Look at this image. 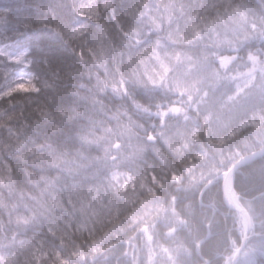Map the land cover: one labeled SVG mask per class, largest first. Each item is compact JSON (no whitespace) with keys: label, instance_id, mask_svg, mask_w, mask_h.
<instances>
[{"label":"clouds","instance_id":"clouds-1","mask_svg":"<svg viewBox=\"0 0 264 264\" xmlns=\"http://www.w3.org/2000/svg\"><path fill=\"white\" fill-rule=\"evenodd\" d=\"M148 7L141 5L130 11L119 0H4L0 4V65L4 66L0 128L7 134V140L0 141V151L7 156L4 168L9 185L16 183L11 176V162L15 161L23 170L25 183L35 190L19 193L20 199L27 201L24 208L28 215L24 218L28 223H43L59 208L64 187H67L59 184L66 169L56 161L87 159L98 166L103 179L111 183L117 178L115 169L127 138L123 130L140 138L136 129L142 126L129 112L142 117L148 114L157 94L167 95L176 90L169 83L171 66L165 68L163 62L153 56L159 39L146 46H141V40L131 43L135 36L143 34L142 26L148 24L144 19ZM223 15L246 39L256 34L264 36V0L243 7L233 4ZM148 30H152V25H148ZM114 32L119 34L117 38L113 37ZM115 39H119V45L115 44ZM247 61L253 69L259 65L264 75V54L249 48ZM21 82H30L27 90L19 89ZM249 85L246 81L245 86ZM58 94H62L63 103H58ZM252 95L249 87L245 97ZM96 96L110 97L117 110L124 107L125 119L115 124L97 121L94 113L96 103L101 101L93 103L91 108L85 106L89 97ZM34 97L41 99L33 112L47 131L42 143L33 139L30 141L33 147L27 148L29 138L24 129L17 131L14 127L19 119L15 108L26 100L31 102ZM137 97H144L149 103L144 104ZM127 101H131L130 107ZM248 116V113L242 114L224 130L221 143L227 140L233 143L227 158L221 155L215 171L207 168L199 176L174 175L173 180L184 181L191 189L193 206L196 203L204 206L197 194L211 196L214 191L223 192L220 202L232 215L234 230L245 238L250 264H264V89L256 96L250 110L251 119L255 121L259 116V123L245 130ZM154 139L151 134L147 136V140ZM37 169L41 173L47 170L49 175L37 176ZM69 175L73 181L71 187L76 190V174L70 172ZM12 207L19 206L14 203ZM20 222L18 218L17 223ZM211 237L209 231L194 249L187 250L189 256H201V245ZM0 264H18L16 253L0 252ZM180 264L201 262L189 259ZM202 264H214V261L205 258Z\"/></svg>","mask_w":264,"mask_h":264},{"label":"trees","instance_id":"trees-1","mask_svg":"<svg viewBox=\"0 0 264 264\" xmlns=\"http://www.w3.org/2000/svg\"><path fill=\"white\" fill-rule=\"evenodd\" d=\"M122 1L123 2L121 5H123L125 8L130 11L135 10V8H133L134 6H132L134 0ZM195 1H197L200 6L197 8V10H200L199 20L205 26L201 29L195 30V32L191 35V39H196L195 42L197 43V41H200L202 37L205 38L204 40L200 41L199 46L204 45L209 41V45L216 48L219 55L227 56V52H230L231 50H236L237 53H239L238 58L235 60L239 64L237 69H235L236 67L234 68L233 66H229L225 68V72H222L219 75L220 78H222V81L228 85L230 90L236 94L237 97H239L238 99H235V101H239V103H241L237 106L233 105V108H239L244 104L245 107H248L249 110H251L255 103V98L259 92L255 91L254 93V91H252L253 95L246 98L245 93L248 92V87L245 86L241 89H236L235 87L238 86L237 82L239 79V82H245L246 75L249 80L258 82L264 81V77H257L246 70L245 66L241 63L242 55L240 54V51L244 48L247 50L249 48L253 50L257 48L263 52L262 49H264V46L260 47L258 44L251 45L252 40L259 34H256L251 39H246L243 33L235 31V25L227 22L223 14L225 9L233 4L246 6L249 4H255L256 0H251L248 3H246L245 0ZM171 2L178 3L176 6L186 10V13L188 14L186 19L188 21H192L193 18H197V13L190 10L188 1L171 0ZM169 14H171L168 15L169 17L175 16L174 11L169 12ZM121 22L125 23L123 20ZM249 31H251V29H249ZM118 36V33H113L114 38H117ZM212 40L217 41L216 44L218 45L212 44ZM115 44L119 45V39H115ZM194 48L196 47L194 46ZM200 48L202 49L200 50V54L206 51L204 47ZM175 51L177 54L174 55L173 60L177 62L175 65L181 68L184 62L179 55L180 50L175 48ZM213 54L216 55V52ZM244 56L247 60V55ZM200 59L201 62L197 64V69L201 74L205 76L209 75L211 84L217 83L213 81L214 77L211 75L216 67L215 63H213V61H207V55L206 57ZM111 63V59H109V66H111ZM164 66L169 67L167 60ZM100 73H104L103 70H101ZM203 75L200 76V74H198L197 79L200 78L202 80V77L204 78ZM192 77L193 76H189L187 79L191 81ZM218 88L213 90L210 100H213L217 104L222 102L228 103L226 104L227 106H225L223 112V116H226V120L224 119L220 126L215 125L220 134L224 137V130L226 128L222 129V127L230 125L228 122L229 119H233L232 115L236 119V116L232 108L227 110L228 108L232 107V105L229 104L226 95L217 90ZM137 98L140 99L144 104L149 103V101H147L144 97ZM40 99L41 98L34 97L31 102L26 100L23 105H18L15 108V112L17 113L19 119L15 122L14 127L17 131H19L21 128L24 129V133L29 138L27 148L33 147L30 142L33 139L38 143H42V137L47 131L42 121L38 123L39 117H37L33 112V108L37 103H39ZM89 99H91V97H89ZM57 100L58 103L64 102L62 94L57 95ZM96 101H98V98L90 101L89 104H85V106L91 108L92 104ZM151 103L152 107L149 109L148 114L142 117H138L135 112H129V115L132 116L133 120L142 126L136 129V132L139 133L140 138L138 139L135 133L128 132L127 129L123 130L127 138L124 141L123 151L118 157V166L121 167V171L115 169L117 176L131 179L135 178L141 180V183L144 182V187L142 189L143 192L141 193L136 194V192L132 193L129 191L122 193L119 191V194H116L118 191H115L114 194H116L118 197L114 200H107L105 192L100 193L97 195V197L93 198L92 196H88L89 191L93 190L90 182L85 180L86 177H84V175L78 173L76 175L75 181L78 187L76 190H73L72 188L69 191L64 188L62 198L59 202V208L48 218V220L44 221L43 223H27V225H22L23 230H15L14 228L20 226V223H17V219L19 218L22 224L23 218L28 215L24 208V204L27 201H22L20 199L19 193L21 190H23L25 193L34 192L35 190L27 188L28 185L25 183L23 170L16 166L15 161L11 162V176L16 183L15 186L9 185L8 172L4 168V160L7 159V156L5 153L0 151V224L2 223V226H0V252H15L18 264H148L145 254L142 251L134 248L137 247L139 239L137 237L140 231L138 230V226H140L139 215L153 216L154 210H149L150 207L148 201L154 203L155 200H150L152 197H154L157 199V203L163 204L162 202L167 200L164 198V195H173L172 199L176 200V205L178 206L177 213L183 218V221L186 224V229L190 230V234H193L194 238H196L193 240L180 239V244L182 246L196 244L200 239H202L200 232H202V235L207 232V226L209 231L214 233L216 236L215 239L217 240V243L215 245L211 244L214 248L217 246V244L219 246L221 243L226 246L230 240L237 241L236 233L238 234V231L234 230L235 225L232 219L227 216V212L225 211L223 204L220 202V193H216L214 191L211 196L205 193V195L201 197V200L204 202L202 212H195L193 210L194 206L191 203V192L188 189L174 188L173 190L172 188V190H170L171 188L167 182L171 179L169 177L172 175L181 176L183 174H186L187 176L193 174L196 175L198 170L200 171L203 169L201 164L196 165L195 162H190L188 159L175 158L172 151H170L172 148H170L167 144L160 147V149L157 150V154H153V156H151L148 161L144 153L140 150L141 147L145 149V147L148 146L149 143L147 142V135L152 132L151 127L156 125V123L150 118L151 114H161L163 115V119L167 117L165 114L166 111L164 105L158 102L157 99L152 100ZM127 104L130 107L131 101H127ZM157 104L161 105V107L157 108ZM100 105L105 108V111H101L98 108ZM124 111V107H121L119 110H117L114 107H106V105L102 103H96V111L94 116L97 121L103 120L106 123L111 122L112 124H115L117 120L125 119ZM184 113L187 114V112ZM175 114H178V112ZM2 119L3 116L0 114V120ZM256 120L254 123H256ZM29 127H31L30 131L34 132L33 134L26 133ZM156 128H158V126ZM38 130L41 133H39ZM172 135L173 134L164 135L165 137L163 140L170 141V139L173 138ZM22 139H24L23 136ZM5 140H7V134L4 129L0 128V141ZM221 141H219L217 147H215L209 153L212 154L213 151H215L213 156L210 158L211 161L219 159L221 155L225 156L226 154V156H228L233 140H227L223 143H221ZM0 148H2V145H0ZM27 148L24 149L25 152H27ZM139 156H145V159H142L143 161H141ZM85 160L90 165V174L97 173V171L100 170L96 168L97 166L92 165L87 159ZM68 161L61 159L56 162L60 163L61 166L65 168L66 162ZM167 165L171 168L166 167ZM28 168L30 171H33L31 165H28ZM167 168L169 170L168 172L160 173L161 170H167ZM35 174L37 176L41 174L49 175V172L46 170L44 173H41L40 170L37 169L35 170ZM51 175L54 176L55 172H51ZM68 176H70L69 172ZM97 176L100 177L101 174L97 173ZM103 188H106V185H103ZM159 190L162 191L161 195L158 194ZM145 191H148L149 193ZM76 193H78V198H74L73 194ZM183 198H188V201H183ZM70 199L71 203H69ZM14 203L19 207L13 209L12 205ZM130 203H133L134 205H130ZM195 206H200V204L196 203ZM71 207L77 208L79 212L73 210ZM170 207L171 205L167 204L165 210ZM161 209L163 208L159 207L158 210L161 212ZM180 211H182L187 217H185ZM212 213H214L213 216ZM13 214L16 216H13ZM158 217H161L159 212ZM5 223L8 224L9 227H6L7 225ZM145 224L152 226V220L149 218ZM50 228L52 230L51 232L49 231ZM159 231L160 229L154 231V238L160 237ZM53 232L55 235L52 234ZM15 233H21L23 236H14ZM83 234H85L84 236H90V241L86 238L84 243L80 240H78L79 242H74V239H76V237H74L75 235L80 236ZM95 235L97 237L94 238ZM128 238L131 242V245L133 246L132 248H128V253H125L126 250H124L117 251L115 253L112 252L111 254L107 255H100L101 247H103L102 250L104 251L108 249L111 242L116 240L123 242ZM169 242L172 243V239H170ZM157 244H162V241H157ZM204 245H206V243H204ZM90 246L95 247L97 254L91 252L92 247ZM195 247L196 246H189V248H186V250L194 249ZM211 248L212 247H209V249ZM73 252H75V254L71 255ZM226 254H228V252H226L224 255ZM131 256L134 258L138 256L139 260L134 262L135 260L132 261ZM223 259L224 258H221L218 261L216 260V262L222 264ZM187 260H189V258L185 259V261Z\"/></svg>","mask_w":264,"mask_h":264},{"label":"bare ground","instance_id":"bare-ground-1","mask_svg":"<svg viewBox=\"0 0 264 264\" xmlns=\"http://www.w3.org/2000/svg\"><path fill=\"white\" fill-rule=\"evenodd\" d=\"M189 3L190 10L192 12L197 13V18H193L192 21H188L186 19V16L188 14L186 13V10L176 6L178 3H173L171 0H134V3L132 6L135 8V10L139 9L141 5H148L147 15L144 17L148 21L147 25H143V34L141 36H135L131 43L136 44L137 40L142 41L141 46H146L151 44L152 42L156 41L159 39L160 43L159 46L156 48L155 53L153 56L158 57L165 65L166 60L168 62V65L171 66V71L169 75L172 77V80L169 81L170 84L173 85L174 90L173 92L168 93L167 95H161L157 94L156 98L158 102H160L162 105L165 106V111L166 115L172 117L174 120L173 122L180 126V131H173V135L170 139V141H164L159 138H155L154 140H147L148 141V146L144 148H140V150L144 153L146 156L147 161L153 156V154H157V150L160 149V147L165 146L168 142H171L172 147H173V156L177 159H188L190 162H195V164H201L203 166L202 170H198L195 176H199L202 171L206 170L207 168H212L214 171L216 170V165L219 164L220 162V157L219 159L215 161H211V157L215 153L213 151L212 154H209L215 147H217V144L219 141L222 140L223 135L220 134L218 129L212 125L211 123H202L199 118H196L194 115H192L190 118H187L185 116V107H190L191 110H198L200 108L208 107V108H219L218 104L205 96L203 97L204 92H209L212 93L214 89L218 88L220 92L224 93L227 97V100H234L238 99L236 94H234L228 85L222 81V78H220V73L225 72V67L221 66L222 64V59L223 55L219 56H213L214 59L213 63H215V69L213 70V73L211 74L212 77H214L213 81L217 83H212L211 84V79L209 80V75L204 76V79L201 80L200 78L197 79V86L194 87L195 91L193 92L192 96H188L185 94L184 86L187 83H190L187 79L189 76H194L195 74H200V71L197 69V64L201 62L200 58H204L218 50L214 48L213 46L209 45V41L206 42L204 45H200V41L204 40L205 38H201V40L195 42L196 39H191L192 33L195 32L197 29L203 28L205 25L199 20V11L197 8H199V4L195 0H186ZM246 3L250 2L251 0H245ZM123 1L119 0V3L121 4ZM4 0H0V4H3ZM240 5V4H239ZM242 6V5H241ZM243 7V6H242ZM174 11L175 16L169 17L168 15L169 12ZM150 18V19H149ZM148 25H152V30H148ZM159 25L157 28L156 26ZM209 37V36H208ZM155 39V40H154ZM217 41L212 40V44H216ZM183 44V45H181ZM175 47H174V46ZM181 45V46H180ZM218 45V44H216ZM194 46L196 48H194ZM200 47H204L206 49L205 52H202L200 54V50H202ZM175 48L177 50H180V57L183 59V66L180 68L179 66H176L177 64L176 61L173 60L174 55L177 54L175 51ZM246 48L242 49L240 51V54L242 55L241 58V63L245 66L246 70H248L250 73L256 75L257 77L263 78L264 75H262V69L259 65L256 66L255 69L252 68V65L250 62H248L245 59L244 55L246 54V51H248ZM258 50L255 48V51L258 54H264V49ZM239 55V53H238ZM220 58V62L218 59ZM221 63V64H220ZM166 67V66H165ZM167 68V67H166ZM209 73V72H208ZM101 77L104 76V73H100ZM4 66L0 65V85L4 83ZM227 87V88H226ZM216 91V90H215ZM191 97V99H190ZM95 98H98V101H101L102 104L106 105V107H114L117 109L115 105L111 102L110 97H99L96 96ZM95 98L91 97V99L88 98L85 104H89L90 101L94 100ZM101 111H105V108L100 105L98 107ZM121 108V107H120ZM173 109H176V111H173ZM178 112L179 117H175V113ZM163 115L153 113L151 114L150 118L156 123V125L152 126V132L158 130L154 129L158 126L159 121H162ZM194 122V123H193ZM163 123V122H162ZM30 128L26 131L28 134H33L34 132L30 131ZM154 129V130H153ZM173 130V129H172ZM45 131V130H44ZM188 131H190L193 136V143L195 148L191 150H184L181 149L180 147L184 144V142L189 138L188 137ZM39 132V130H38ZM41 133V132H39ZM140 147V146H139ZM138 147V148H139ZM171 151V149H170ZM144 156V157H145ZM143 156H139L140 160L143 161L145 158ZM227 158L226 154L224 156ZM143 159V160H142ZM211 161V162H210ZM166 167H169L168 165ZM99 170V167H96ZM171 168V167H169ZM65 173L62 175L64 176V179L60 181L59 186L64 187L67 185L66 188L68 191L72 189V180L70 176H68V172L75 173L76 175L78 173H81L84 175L85 180L90 182L91 187L93 190L89 191L88 196H92L93 198L97 197L98 194L100 193H105L106 192V199L107 200H114L118 196L116 194H119V191L122 193H126L127 191L129 192H136L141 193L143 192V187H144V182L141 183V180L139 179H131V178H126V177H120L117 176L116 179L112 180L111 183L105 181L103 179V174L102 172L97 171V173H100L101 176L98 177L97 173L90 174V165L89 163L84 159V160H76V161H68L66 162L65 166ZM116 170L121 171V167L117 166ZM167 170H161V172H168ZM172 175L171 178L168 182L169 187L171 188L170 190H174V188H182V189H188L191 192V189L187 186L184 181H177L173 180ZM177 176V175H175ZM183 177H188L186 174L181 175ZM177 176V177H181ZM103 185H106V188H103ZM29 188V186L27 187ZM31 189V188H29ZM169 190V191H170ZM115 191H118L116 194ZM149 193L148 191H145ZM214 193V192H213ZM74 198H78V193L73 194ZM220 198L221 200L223 199L224 193L220 192ZM183 201H188V198H183ZM133 203H130L132 205ZM134 205V204H133ZM225 209V208H224ZM193 210L195 212H202V207L201 206H194ZM227 212V210L225 209ZM165 217H169L170 215L167 213H164ZM139 215V214H138ZM214 214L212 213V216ZM231 214L227 213V216ZM13 216H16L13 214ZM152 220V225L156 228V230L160 229L162 226L164 228H167L166 223L164 221H161L159 219H155L154 216H142L139 215V219H149ZM144 221V220H142ZM6 224V223H5ZM6 227H9L8 224H6ZM22 225H27L22 221V224L20 222V226L17 228H14L15 230H23ZM2 226V223L0 224ZM172 228H170L171 230ZM170 230H160L164 231L165 235L170 234ZM14 236L17 237H22L23 235L21 233H15ZM7 244V243H6ZM11 244V243H10ZM218 246V244H217ZM127 247L126 245H111V247H108L107 253L105 250L103 251V247H101V252L100 255H107L111 254L112 252L115 253L117 251H124ZM130 248V247H129ZM3 252V251H1ZM91 252L97 254L95 251V247H92Z\"/></svg>","mask_w":264,"mask_h":264},{"label":"rangeland","instance_id":"rangeland-1","mask_svg":"<svg viewBox=\"0 0 264 264\" xmlns=\"http://www.w3.org/2000/svg\"><path fill=\"white\" fill-rule=\"evenodd\" d=\"M260 45V47L264 46V36H260L257 35L256 38H254L252 40L251 45ZM227 52V51H226ZM216 55L219 56V53L216 51ZM215 55V56H216ZM214 54L213 55H209L207 56V61H213L212 59H214ZM235 58V59H234ZM238 58V53L236 50H231L230 52H227V56H224L222 59V64L225 68L229 67V66H233L235 69H237V66H239V64L235 61ZM218 61L220 62V58L218 59ZM203 75L200 73V76ZM199 76V77H200ZM205 76V75H203ZM198 77V78H199ZM231 78V77H230ZM204 78L202 77V80ZM240 79L237 82V85L235 88L236 89H241L243 87H245V83L246 81L250 82L249 87L251 88V91H258L260 92L262 89H264V81L258 82V81H251L248 79L247 75L245 77V82H239ZM197 86V74H195L192 77V80L190 83H187L184 86V90H185V94L188 96H192L193 92L195 91V88ZM249 87H248V91H249ZM206 98H211V93L209 92H204L203 93V97ZM241 103V102H240ZM239 101H229V104L232 105V107L228 108L227 110H230L232 108V110L235 112V116L236 119L234 118V116L232 115L233 119H229V123L233 124L237 121V119L242 115V114H246L248 113L249 116L247 117L248 119V123L246 124L245 130L249 127H252L254 125V122L251 117H250V110L248 107H245L244 104L239 107V108H233L234 106H237L240 104ZM226 104H228L227 102H222L218 104L219 108H208V107H204V108H200V109H196V110H191L190 107H185V112H187V114L185 113V115H189L190 118L192 115H194L196 118H199V120L202 123H211L212 125H217L220 126L223 122V120H226V116H223V112L225 109V106H227ZM226 110V111H227ZM216 112V113H215ZM168 117V116H167ZM164 118L163 120L165 121V123L168 124V128L164 123H162V121H160L158 128H155L156 130L159 131V133H157V131L155 132H150L149 134L153 135L155 138H159L162 139L165 137L164 135L167 134H173V131H180V126L178 127V125L172 123H169V119H171L170 117L168 118ZM181 118V117H180ZM207 118V119H206ZM236 121H235V120ZM256 123H259V116H257L256 118ZM194 123V122H193ZM252 125V126H250ZM229 126V125H228ZM222 127V129L228 127ZM173 129V130H172ZM188 133V139L184 142V144L180 147L181 149L184 150H191L193 148H195L196 145H194L193 143H195L193 141V136L194 134H192L190 131L187 132ZM148 134V135H149ZM163 134V135H162ZM147 135V136H148ZM174 137V135H173ZM167 145L172 148L171 151L173 152V147L171 142H168ZM163 190V189H161ZM159 190V195L162 194V191ZM164 195V193H163ZM173 195L170 196H166L164 195V198H166L167 200L163 201V204H159L157 203V199H155L154 197H152L150 200H155L154 203L153 202H149V207H150V211H153V216L155 217V219L158 217V212L160 214L161 217H158L159 220L164 221L166 223L167 228H164L163 226L160 228V230H170V228H172L170 230V234L169 235H165L164 231H159V235L160 237H156L154 238V231L156 230V228L152 225V226H148L147 224H145L148 219L142 221L140 220V226H138V230L139 234L137 235L138 239V244L137 247H134L135 249H138L140 251H142L145 254V258L146 261L148 262V264H162V263H167V264H180L181 261H185V259L189 258L191 259V257L188 254V251L186 250V248H189V246H196V244L194 245H181L180 244V239H196L194 238L193 234H190V230L186 229V224L183 221V218L179 216L178 212V206L176 205V200L172 199ZM167 204H170L171 207L165 210V207L167 206ZM159 207H162L163 209H161V212L158 210ZM73 210L78 211L77 208L75 207H71ZM183 211V210H182ZM182 211H180L185 217H187ZM167 213L170 216L169 217H165V214ZM189 227V226H187ZM186 229V230H185ZM189 231V232H188ZM209 232V229H207V232H205L204 235H202V232H200V235L202 238L206 237L207 234ZM83 235H78V236H74L76 237V239H74V242H79L78 240H80L81 242L85 241V239H89L90 236H84ZM97 237L96 235L94 236V238ZM215 235L214 233H212V237L210 240L206 241V245L202 244L201 245V256H192V259H195L197 261H200L202 264V260L205 258H211L214 261V264H219V262H216V260H220L221 258H224V263L222 264H231L234 256L235 251L238 249L239 245L238 244H233V241L230 240L229 243L224 246L222 243L219 246H216L215 248L211 245H215L217 243V240L215 239ZM92 238V237H91ZM172 239V243L169 242V240ZM90 241V239H89ZM92 241V240H91ZM157 241H162V244H157ZM94 243V242H92ZM126 245L129 247H133L131 245V242L129 240V238L127 240H124L123 242L121 241H114L111 242L109 245ZM129 247H127L125 250V253H128L129 251ZM209 247H212L211 249H209ZM204 250V252H203ZM76 252V251H75ZM75 252H73L71 255L75 254ZM226 252H228V254L224 255ZM250 259L251 257L249 255L246 254V248L244 246V248L242 249V252L239 254L238 256V262L236 264H250ZM131 260L136 262V260H139V257H133L131 256ZM240 260V261H239ZM145 261V262H146ZM94 264V263H91Z\"/></svg>","mask_w":264,"mask_h":264},{"label":"water","instance_id":"water-1","mask_svg":"<svg viewBox=\"0 0 264 264\" xmlns=\"http://www.w3.org/2000/svg\"><path fill=\"white\" fill-rule=\"evenodd\" d=\"M244 246H245V238H244V236H242L239 247L234 253V256H233L234 260L232 261L231 264H236L238 262V256L242 252V249L244 248Z\"/></svg>","mask_w":264,"mask_h":264},{"label":"snow or ice","instance_id":"snow-or-ice-1","mask_svg":"<svg viewBox=\"0 0 264 264\" xmlns=\"http://www.w3.org/2000/svg\"><path fill=\"white\" fill-rule=\"evenodd\" d=\"M156 27L158 28L159 25H157ZM29 84H30V82H21L20 85H19V89H20V90H27L28 87H29ZM173 111H176V109H173ZM23 222H24L25 224L28 223L27 220H26V218H23Z\"/></svg>","mask_w":264,"mask_h":264}]
</instances>
